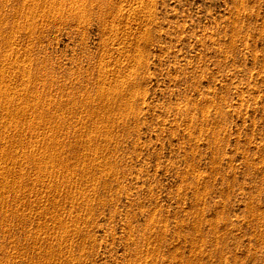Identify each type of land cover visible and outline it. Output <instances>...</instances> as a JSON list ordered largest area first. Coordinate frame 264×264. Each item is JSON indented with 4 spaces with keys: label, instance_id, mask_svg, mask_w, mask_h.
Here are the masks:
<instances>
[{
    "label": "rangeland",
    "instance_id": "rangeland-1",
    "mask_svg": "<svg viewBox=\"0 0 264 264\" xmlns=\"http://www.w3.org/2000/svg\"><path fill=\"white\" fill-rule=\"evenodd\" d=\"M20 1L0 0V56L15 40L39 89L46 80L42 94L69 104L58 111L102 131L89 142L94 159L84 158L96 168L71 170L81 186L71 194L84 200L64 203L61 254L40 261L35 248L46 243L12 222L0 232V264H264V0H77L78 13L66 0L57 15L30 19L32 29ZM17 23L26 25L13 31ZM101 85L117 94L109 105ZM3 118L0 147L16 132ZM73 138L63 156L77 151Z\"/></svg>",
    "mask_w": 264,
    "mask_h": 264
},
{
    "label": "bare ground",
    "instance_id": "bare-ground-1",
    "mask_svg": "<svg viewBox=\"0 0 264 264\" xmlns=\"http://www.w3.org/2000/svg\"><path fill=\"white\" fill-rule=\"evenodd\" d=\"M27 1H29L28 2L29 4L27 3ZM65 1L66 0H22V1H20L21 2L20 6H22L23 10H21L22 8L20 7L19 14L21 13L20 15H22L24 17V22L26 21L27 27H28L30 24V22L28 23V21H30V19H33L34 17H36L38 15H40L42 17L46 16L47 18H48L49 13H51V12H55V15H57L56 13L61 12L62 8L64 7ZM76 2H77V0H71V1L69 0L68 6H69V8L71 7L70 10H72V12L78 13L76 10L79 7L76 6V9H75V7L73 6L74 4L77 5ZM78 2H79V0H78ZM5 3L3 1V4H5ZM81 5H79V6H81ZM4 7H3V9H4ZM14 9H16V8H14ZM80 9H82V7H80ZM73 10H75V11H73ZM14 11H16V10H14ZM14 11L13 12L11 11L12 13H10V15L11 14L13 15ZM82 11L83 10H81V12ZM7 12H8V10H7ZM1 13H3V12H1ZM17 13H18V11H17ZM79 13H80V10H79ZM72 14L75 15V13H72ZM19 16H16V17H19ZM51 16L52 15H50V17ZM64 16H66V15H64ZM80 16H81V14H80ZM80 16L78 15L79 18H80ZM60 17L57 19H60ZM75 17H76V15H75ZM47 18H46V21H47ZM62 18H64V17H62ZM66 18H67V16H66ZM79 18H77V21H79L78 20ZM20 19H21V17H20ZM52 19H49V20L51 21ZM57 19L56 20L54 19V20L57 21ZM80 20H81V18H80ZM35 21H34V23H36ZM39 21H40V23L38 22L39 23L38 25L41 24V20H39ZM47 22H49V21H47ZM0 24H2V23H0ZM17 24H15L16 25L15 29H12L13 31L14 30L17 31L18 28L22 29V27L26 25V24H21V25H19V24L17 25ZM42 24H41V28H42ZM47 24H49V23H47ZM27 27H25V28H27ZM29 28L32 29L31 25L29 26ZM41 28L39 29V27H38L39 30H41ZM11 33H12V31H11ZM35 33H38V32L36 31ZM40 33H44V32H40ZM37 36H39V35H37ZM39 39L40 38L38 37L37 40H39ZM23 40H25V39H23ZM2 41H4V40H2ZM13 41H15V40H13ZM13 41L12 40H11V42L5 41V44L7 46V48H5V49H7L8 53H3V55L0 56V66H1V68H0V109L1 110L0 111L3 113V117H4L3 118L0 115L1 116L0 118H3L1 125L5 129H7V127H9V128L12 127L14 129H16V132L14 133V135H11L12 134L11 133L10 138L8 137L9 138L8 145H1L3 147H0V160H2L4 162L3 165L0 162V164L2 165V166L0 165V209H1L0 215L2 216V217H0L2 219L0 221V227L2 228V230L0 232H3V233L9 232L8 228L9 227L11 228V225L13 222V224L15 223L16 227L19 228L20 231H23V233L26 234L25 240L28 239V241H29V239H34L35 240L34 243H37L39 241H43L42 243H46V246H43L42 248H40L42 250H40L37 247H36L37 249L35 248V250L37 252H39V254L37 253L38 256L40 255L39 256L40 258H38V256H37V258L39 260L42 259V261L44 260V262H45L46 260L48 261L49 259L54 258V255L56 256L59 253V251H62V244L64 243L63 241H64V238L66 236V235L64 236V234L68 231L67 230L68 224L66 223V220H65L64 214H63L65 209H67L64 203H66L67 200H70L71 204L74 205L73 200L76 197V196L74 197V195H75V193L79 192L78 188L81 187V186L78 187L79 185L77 187L72 186L73 184H75L76 179L74 180L72 178L71 170L75 166H80L79 168H81V166H82L81 173L83 174V172L86 171V170H84V168H92V169L96 168V166L94 165V162L91 164L92 167L91 166L87 167L86 162L84 161V158H86V159L91 158L92 160L94 159L93 157H91L92 155H90V157H88V155L90 154L88 150H90V148H91L90 147L91 145L89 146V142H91V141L93 142L92 139H94V137H96L98 134H100L102 130H100L99 126L96 125V123L93 124L92 127L90 126L91 127V128H89L90 130H87V127H85V124L80 125V122L83 123L81 121V119L77 118V120L80 121L79 124H77V121L70 118L69 115L68 116L65 115V113H66L65 110H64L65 111L64 113L59 112L58 110L61 107V105L65 104V106H66V104H67V102H65L63 99L64 97L60 98V97L56 96L55 99H53L54 97L52 96L53 97L52 98L49 95L51 93L47 94V92H48L47 89H45L47 91V92L46 91L45 92L47 94V98H49V99L46 98L45 93L42 94L41 91H43V90H40V89L42 87L46 88V86H45L46 80L44 78L41 79L42 84L40 83L41 88L39 89V87H38L39 85L37 84L38 80L33 78V76H36L34 73L37 70H35L36 68L32 69L29 67L30 62H31V61L29 62V60L32 57L30 54L31 52L27 53V54H30V56H31L30 58H28V56H26V55L24 56V58L19 57L18 54L22 55L24 49H22L23 51L21 50V52L19 53L17 43L13 42ZM28 41H30V40H28ZM31 44H32V41H31ZM31 44H30V46H31ZM23 45L24 44H22V46ZM27 46H29V44ZM28 49H30V48L28 47ZM31 50H29V51H31ZM0 55H1V53H0ZM27 58L29 59L28 61H27ZM25 62L26 63L29 62L28 63L29 65H27V66H26V64L23 65ZM106 65H107V63H106ZM102 67H105V66H102ZM106 67H108V66H106ZM100 68H101V66H100ZM104 69L105 68H103V70ZM117 70H118V68H117ZM107 72H109V68H108ZM50 73H52V72H50ZM44 74H46V73H44ZM101 74H102V72H101ZM122 74L124 75V73H122ZM46 75H49L51 77V75H54V74H51V75L46 74ZM119 76L121 77L122 75H119ZM35 78H37V77H35ZM110 78L115 79L113 76ZM97 79L98 78H96V80ZM123 79H124V77L122 78V80L117 81L116 88L122 87L121 82H123ZM34 80H36L37 82ZM125 80H126V78H125ZM101 81L105 82L103 80H101ZM114 81H116V80H114ZM114 81H112V82L110 81V82L113 83ZM50 82L51 81H49L48 84ZM99 82H100V80H99ZM103 85H101L100 88H98V86H96V88H98L96 91L97 96L100 98V100L103 98H106V104H105V100H104L103 105L104 104L109 105V104H107L108 103L107 101L112 100V98H113L112 97V91L114 94V90H112L111 88L109 89V87H111V85L113 87V84L109 85L108 88H105V86H103ZM52 87L53 86H51V88ZM59 88H61V87H59ZM113 88H115V87H113ZM116 90H115V92H116ZM120 91H121V89L117 93H120ZM70 93L71 92H69L68 94H70ZM56 94H59V93L57 92ZM52 95H53V93H52ZM64 95H66V94H64ZM114 95H116V97H117V94H114ZM27 96L32 97V98L30 97L32 100V103H29L30 101L27 102L28 101L27 100L28 98L26 99ZM60 96H62V94ZM66 96H68V95H66ZM79 98H80V96H79ZM75 99H77V98H75ZM91 99L93 100V97ZM25 100H27V101L25 102ZM96 100H97V98H96ZM72 101H73V99L71 100V102ZM80 101H82V100L80 99ZM80 101H79V103H80ZM80 104L82 105V103H80ZM56 105H57V109L55 110ZM99 105L103 106L101 103ZM69 107H71L72 109L76 108V102H72V105H70ZM102 108L103 107H101V110H102ZM111 109H112V107H111ZM67 110H68V108H67ZM69 111H70V109H69ZM103 111H105V109ZM74 112H75V110H74ZM2 113H0V114H2ZM72 113H73V110H72ZM28 114L31 116H28ZM102 114H104V112ZM108 114H109V112L106 111V117L105 118H107ZM99 116H101V114H99ZM78 117H80V116H78ZM80 118H82V116ZM109 118H110V116H109ZM82 119L85 121L84 118H82ZM100 119H101V117H100ZM100 121H102V120H100ZM72 122H74L75 124H77V126L78 125L79 126L77 128H72V127H74V126H71ZM103 123H107L106 119H104ZM67 125H68V127L70 125L72 130L70 131V129H69V130H66L67 132L65 131V133L62 132L63 129L65 127H67ZM24 128H26V129H24ZM0 130H1V128H0ZM13 131H15V130H13ZM7 133L9 134V131L6 132V134ZM4 134L5 133L3 132V135ZM102 135H105V133L102 132ZM69 137H71V138L74 137L75 141H76L75 143H79V144H76L77 147L73 146L76 148L77 151H73V148H72L71 158L68 157L67 155H64V156H66V157H64L61 154V153H63V148L65 149L69 145L66 143V140L68 142ZM74 138L72 140H74ZM1 140H2V138H1ZM5 142H6V140H5ZM92 145H93V143H92ZM80 146L82 147L81 153L79 152L81 150ZM64 152H65V150H64ZM71 159H74V160H71ZM72 161H73V163H72ZM89 162H87V165ZM97 166L99 167L100 165L97 164ZM75 169L78 170L76 167H75ZM29 171H31V172H29ZM73 172H74V169H73ZM79 173H80V171H79ZM74 174H75V172H74ZM76 174H78V172ZM94 174H95V172H94ZM79 177H80V175H79ZM78 179H80V178H78ZM83 181H81V182L83 183ZM85 181H84V183H85ZM65 182H66V184H65ZM63 184H64V186H63ZM77 184H79L78 180H77ZM59 185H60V187L61 186H63V187H61V189H59ZM65 186L68 187V189H63V188H66ZM4 187L6 189H3ZM73 188H74V190H72ZM75 188L77 189L78 192H75ZM71 190L74 191L75 193L73 192V194H71ZM85 191H86V189H85ZM80 192L82 193V191H80ZM83 192H84V190H83ZM81 196H84V195L81 194ZM78 197H76V198L78 199ZM69 198H71V199H69ZM79 198H81V197H79ZM81 200H84V199L81 198ZM75 202H77L76 199H75ZM21 205H25L24 206L25 208L23 206L21 208L20 207ZM67 206H69V204H67ZM73 207L71 208V210L73 209ZM80 207H82V206H79V208ZM68 208L70 209V207H68ZM76 208H77V206H76ZM76 208H75V211H76ZM73 210L71 211L72 213H73ZM75 211H74V213H75ZM67 213H69V212H67ZM71 214H70V216L73 215V214L72 215ZM65 215H66V212H65ZM35 218L37 219V221L35 220L36 223L34 222V224H33L32 222L34 221ZM28 220H29L28 225L30 227H28V225L26 224V222ZM72 220L75 221L77 219H75V220L72 219ZM72 220L70 221V223L72 222ZM75 223H76V221H75ZM7 225H10V226L8 227ZM73 227H74V225H73ZM14 229H16V228H14ZM53 229H55V232H56V229H58L59 230V231L57 230L58 233L57 234L51 233L54 231ZM64 231H65V233H64ZM18 233H20V232H18ZM68 235L66 236V238L68 237ZM65 242H67V241H65ZM22 243H23V241H22ZM25 243H24V246H25ZM67 243H70V242H67ZM39 244H41V243H39ZM16 245L20 246V244H16ZM69 245H71V243ZM19 246H18V248L13 247L12 249H14V248L19 249L20 248ZM34 246H35V244H34ZM39 246H41V245H39ZM67 247H70V246L67 245ZM32 250L33 249L31 248V250H29V252L30 251L33 252ZM16 253H17V251H16ZM31 255H30V257H31ZM59 255H57V257ZM69 256H71V254H69ZM69 256H66V261H67V257H69ZM32 259H31V261L34 260V259L33 260ZM68 259L71 261L70 258H68ZM1 260H3V259H1ZM52 260H54V259H52ZM56 260H57V258H56ZM58 260H60V259L58 258ZM62 260H60V262L58 261L57 264L58 263L62 264V262H64ZM3 261H5V260H3ZM8 261L9 260H7V264H8ZM31 261H30V263H31ZM10 262H11V260H10ZM26 262H27V260L25 261V263ZM35 262H37V261H35ZM14 263L12 261V264H14ZM51 263H53V262H51ZM68 263L69 262H67V264ZM37 264H39V263H37ZM44 264H47V262ZM70 264H71V262H70Z\"/></svg>",
    "mask_w": 264,
    "mask_h": 264
}]
</instances>
